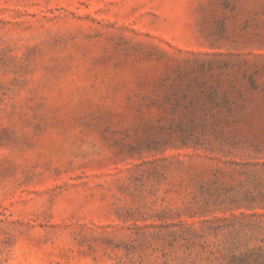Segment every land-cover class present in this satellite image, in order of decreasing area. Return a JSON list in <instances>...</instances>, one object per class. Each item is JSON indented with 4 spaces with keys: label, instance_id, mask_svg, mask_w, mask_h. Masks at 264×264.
I'll return each mask as SVG.
<instances>
[{
    "label": "rangeland",
    "instance_id": "rangeland-1",
    "mask_svg": "<svg viewBox=\"0 0 264 264\" xmlns=\"http://www.w3.org/2000/svg\"><path fill=\"white\" fill-rule=\"evenodd\" d=\"M0 264H264V0H0Z\"/></svg>",
    "mask_w": 264,
    "mask_h": 264
}]
</instances>
